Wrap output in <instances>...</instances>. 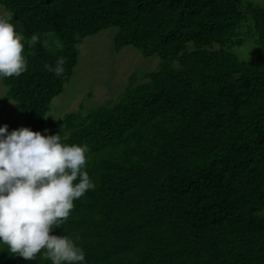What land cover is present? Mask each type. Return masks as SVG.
<instances>
[{
    "label": "trees",
    "instance_id": "trees-1",
    "mask_svg": "<svg viewBox=\"0 0 264 264\" xmlns=\"http://www.w3.org/2000/svg\"><path fill=\"white\" fill-rule=\"evenodd\" d=\"M242 1L0 0L25 39L54 33L60 44L25 50L27 71L1 81L0 104L87 145L96 188L50 233L73 239L83 264H264V4L251 9V63L230 51ZM108 28L116 52L157 55V68L131 73L115 101L52 120L84 39ZM61 57L57 77L45 65ZM13 255L0 245V264H52Z\"/></svg>",
    "mask_w": 264,
    "mask_h": 264
},
{
    "label": "clouds",
    "instance_id": "clouds-1",
    "mask_svg": "<svg viewBox=\"0 0 264 264\" xmlns=\"http://www.w3.org/2000/svg\"><path fill=\"white\" fill-rule=\"evenodd\" d=\"M22 41L25 37L15 25L0 18V81L27 71ZM30 41L29 48L49 44L38 34ZM252 49L241 57H249ZM65 63L61 57L55 67L45 68L60 77ZM8 128L0 127V245L25 261L43 252L52 264H83L85 252L73 239L50 233L68 220L74 200L96 188L85 170L87 145L64 144L60 134L29 127Z\"/></svg>",
    "mask_w": 264,
    "mask_h": 264
},
{
    "label": "rangeland",
    "instance_id": "rangeland-1",
    "mask_svg": "<svg viewBox=\"0 0 264 264\" xmlns=\"http://www.w3.org/2000/svg\"><path fill=\"white\" fill-rule=\"evenodd\" d=\"M263 4L264 0H243L241 3L242 23L233 33L232 41L237 43L230 49L240 60L252 63L257 59L259 45L251 9ZM0 18L7 19V12L1 5ZM117 32V28H108L84 39L70 81L65 84L63 92L52 101L49 111L52 120H59L65 114L77 111L80 105L85 109H91L115 101L125 90L131 73L138 72L142 75L157 68L160 61L157 55L145 58L130 46H125L116 52L114 37ZM41 37L49 40L48 46L44 48L60 47L54 33H46ZM22 43H25L24 51L34 52L43 48L42 43L29 48L31 41L27 39ZM250 49L252 50L249 57H241L242 51ZM5 92L6 87L0 81V101L3 100ZM5 124L9 126V132L20 127H29L24 118L13 112V102H8L6 107L0 104V127ZM40 132L49 135L45 130Z\"/></svg>",
    "mask_w": 264,
    "mask_h": 264
}]
</instances>
